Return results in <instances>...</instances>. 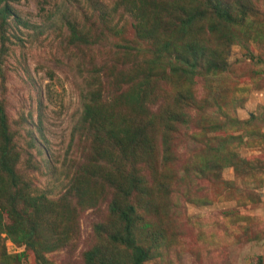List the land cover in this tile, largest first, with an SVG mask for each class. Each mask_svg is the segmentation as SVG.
<instances>
[{"label":"rangeland","instance_id":"374dc122","mask_svg":"<svg viewBox=\"0 0 264 264\" xmlns=\"http://www.w3.org/2000/svg\"><path fill=\"white\" fill-rule=\"evenodd\" d=\"M213 8L0 11V118L19 171L14 187L0 169V264H264V0L219 1L230 21ZM89 96L96 125L82 121ZM29 213L35 237L6 232Z\"/></svg>","mask_w":264,"mask_h":264},{"label":"trees","instance_id":"16d2710c","mask_svg":"<svg viewBox=\"0 0 264 264\" xmlns=\"http://www.w3.org/2000/svg\"><path fill=\"white\" fill-rule=\"evenodd\" d=\"M11 1H16V0H0V11L3 12V13H8L10 11L9 9V3ZM207 4L210 5V8H213V11H214V16L217 18V19H220V20H224V21H230V18H228L227 16V11L226 9L224 10H216V7L218 6V2L221 1V0H205ZM130 3H134L135 2H130ZM131 9V8H130ZM132 10V9H131ZM200 15V14H199ZM194 19H191L189 20L192 21ZM184 23H180L179 26L183 25ZM105 82V81H104ZM95 83H97L98 87L96 89H91L90 93H93L94 95H97L98 97H100L102 95L101 92V88H100V85H101V81H98L96 80ZM100 93V94H99ZM97 96L92 99V97H88V102L85 104L84 106V112H83V117H82V121L85 122L86 124L88 125H96L97 124V115L94 113V109H95V103H97ZM81 122V124L83 123ZM0 131H1V136L0 138L2 139V143L0 144V169L5 172L6 174H8V177L10 178V182L12 184V186L16 187L18 185V180H19V171H18V168L14 167L13 164H11V160H16L17 157H14V156H11V155H14L15 152H14V144H13V140L10 136V134L8 133V128H7V125L2 118H0ZM108 135H111L109 133V130H108ZM32 140V143L31 145L33 147H35V149H37V151H39L38 149V141L31 139ZM16 150V149H15ZM12 158V159H11ZM34 159V158H33ZM89 160L91 162H93V160H95V157H91L89 158ZM11 164V165H10ZM28 166L31 168V167H38L39 168V165L33 161V160H29L28 161ZM81 168H82V173L86 174V169H85V166L81 164ZM80 168V169H81ZM111 176V175H110ZM108 182L110 183V185L114 186V188L116 189L115 187V183L113 182V180L109 179ZM43 199V196H41V199L39 200H33V202L35 203V201H40ZM113 200V199H112ZM115 200H113L112 202H114ZM11 204H8L9 208H11V212L10 214L15 211V205H16V199L13 198L11 201ZM36 204V203H35ZM116 204H113L112 205H109L110 207V211L111 212H118L117 210V207L115 206ZM1 209H3L5 211V208L2 207ZM27 207L24 206L23 208H20V210L22 212H24V210H26ZM8 209L5 211L7 212ZM36 215L34 213H29L25 216V218H23V214L20 215V221L17 222L16 224L17 225H8L7 226V233L9 232H13V231H18L19 232V235H21L22 237L26 238V239H29V238H33V236L35 237V234H37V230L34 229L32 226H28V223L26 222V219H28L29 221L33 222V220L35 219ZM4 219H3V215L0 213V222H2ZM22 223H26V227H23ZM4 233L3 231H0V236L1 234ZM115 241L119 242L120 244H124L126 246H131V240L126 237L125 238H122V236L120 237H115L114 239ZM144 260V254L142 252V250L140 248L137 249V257L135 258V261L137 262H140V261H143Z\"/></svg>","mask_w":264,"mask_h":264}]
</instances>
